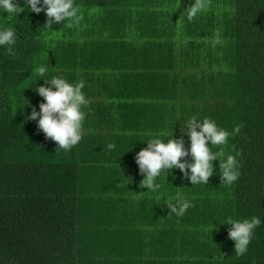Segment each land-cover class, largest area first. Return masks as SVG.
<instances>
[{
  "label": "trees",
  "instance_id": "trees-1",
  "mask_svg": "<svg viewBox=\"0 0 264 264\" xmlns=\"http://www.w3.org/2000/svg\"><path fill=\"white\" fill-rule=\"evenodd\" d=\"M194 2L74 0L55 32L44 12L0 13L16 31L0 47V264H264V223L243 256L219 224L264 219V0H203L189 20ZM40 67L85 81L70 151L25 119L43 102ZM192 116L230 133L239 179L222 183L217 160L206 185L173 169L141 188L135 154L153 136L180 138ZM177 198L192 205L182 217L166 206Z\"/></svg>",
  "mask_w": 264,
  "mask_h": 264
},
{
  "label": "clouds",
  "instance_id": "clouds-1",
  "mask_svg": "<svg viewBox=\"0 0 264 264\" xmlns=\"http://www.w3.org/2000/svg\"><path fill=\"white\" fill-rule=\"evenodd\" d=\"M25 6L29 12L36 14L44 12L47 18L44 27L52 31L53 25L72 20L77 14L74 0H24V7L20 6L18 0H0V13H7L8 17L17 16L24 11ZM204 7L203 0H195L186 10L187 18L193 19ZM219 37L217 31V42ZM15 43V29L0 28V47L9 46L11 50ZM47 71L46 67H40L37 73L39 80L44 81V85L34 88V91L43 98V102L39 104V111L33 106L30 115L25 119L35 121L45 138L58 146L57 150L70 151L83 139V122L86 118L83 108L89 103L82 91L85 81L81 79L70 83L63 74H59L60 72L49 77ZM239 130L240 127L237 126L234 132ZM185 135L190 141L188 148H185L183 139ZM229 135L230 133L219 127L215 121L207 117L200 120L192 116L183 123L180 138H173L172 132L171 138L167 140L153 136L146 141L147 147L135 154V162L143 176L140 187L146 188L147 191H157L162 187L158 182L159 178L166 179V170L172 174L173 169H179L183 173L182 179L186 178L192 186L206 185L209 178L216 173L213 161L217 160L221 182L229 186L235 184L241 176V164L238 159L240 153H225L223 146L229 143ZM214 146L218 149L215 152L212 151ZM107 147L113 149L115 145L109 144ZM188 157L191 158V162L185 159ZM166 206L171 210L170 215L182 217L192 205L190 201L177 198L174 203L169 202ZM262 223L264 219L259 216L244 219L228 217L225 221L219 222L221 225L231 226L228 238L234 241L237 256H243L248 251L253 234ZM212 227L215 228L213 223Z\"/></svg>",
  "mask_w": 264,
  "mask_h": 264
},
{
  "label": "rangeland",
  "instance_id": "rangeland-1",
  "mask_svg": "<svg viewBox=\"0 0 264 264\" xmlns=\"http://www.w3.org/2000/svg\"><path fill=\"white\" fill-rule=\"evenodd\" d=\"M177 1H179L180 2V0H177ZM178 5V4H177ZM178 18H179V15H178Z\"/></svg>",
  "mask_w": 264,
  "mask_h": 264
}]
</instances>
